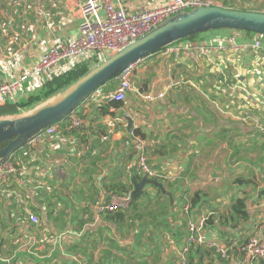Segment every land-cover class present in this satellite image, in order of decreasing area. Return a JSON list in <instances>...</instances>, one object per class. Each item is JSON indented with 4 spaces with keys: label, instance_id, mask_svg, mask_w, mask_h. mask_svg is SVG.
<instances>
[{
    "label": "crops",
    "instance_id": "1",
    "mask_svg": "<svg viewBox=\"0 0 264 264\" xmlns=\"http://www.w3.org/2000/svg\"><path fill=\"white\" fill-rule=\"evenodd\" d=\"M84 1L42 0L37 7L34 0H0V81L27 76L6 101L19 114L81 75L70 78L73 73L97 64L85 54L52 76L30 75L46 48L78 34ZM164 1L115 0L126 12ZM227 3L264 13V0ZM255 38L212 31L189 42L193 60L183 53L149 56L136 64L133 92L118 109L108 108V92L116 85L101 87L76 108L80 129L68 131L64 124L14 153L15 173L0 191V264H177L189 218L205 215L207 241L238 246L252 236L264 240V54L252 48ZM204 71L209 86L222 92L220 101L195 83ZM219 82L227 86L221 89ZM149 91L165 92V98L142 100L139 94ZM122 115L145 140L149 166L167 177L161 184L171 199L147 185L148 197L140 196L128 211L100 214L97 201L131 184L125 168L134 154L125 146L130 130ZM238 199L244 216L231 209ZM37 243L47 251H34ZM188 264L261 263L243 260L236 250L220 259L201 245Z\"/></svg>",
    "mask_w": 264,
    "mask_h": 264
},
{
    "label": "built area",
    "instance_id": "2",
    "mask_svg": "<svg viewBox=\"0 0 264 264\" xmlns=\"http://www.w3.org/2000/svg\"><path fill=\"white\" fill-rule=\"evenodd\" d=\"M34 2L37 7H41L42 0H34ZM211 5H213V2L210 0H165L160 6L152 9L126 12L122 6L116 5L115 0H85L84 3L78 6L81 17L78 34L72 39H68L65 42L59 41L46 48L41 54L39 61L32 68L30 75H41L45 78L52 76L53 72L60 68L63 63L73 64L85 54H92L94 62L99 63L176 13ZM251 46L255 50L262 51L264 54V36L256 35ZM160 52L165 56L183 53L189 59H194L191 45L184 41L169 45ZM135 66L136 64L127 66L114 79L116 80V86L108 92V99L110 101L122 102L127 93L133 92L132 76ZM26 78L27 76H22L11 82L0 81V106L6 104L9 97L15 93ZM139 95L142 100L152 103L162 100L165 92L149 91L140 93ZM76 113L74 109L66 116L62 123L60 121L55 123L46 128L40 135H51L58 127L64 124H67L66 130L68 131L80 129L81 122ZM129 133L130 135L125 142V146L133 150L135 161L127 163V169L130 170L134 166V168L136 167L138 171L147 175L150 179L154 177H166L152 170L149 166L146 157L147 145L145 140L132 130ZM199 155L200 149L196 151L195 157L197 158ZM14 173L15 166L10 157L0 165V191L3 190L6 179ZM210 180L212 179H209L206 183ZM213 180H218V178H213ZM130 203L129 194H113L106 200L97 201L95 207L100 213H112L119 209L127 208ZM189 210L188 207L184 209L187 214ZM207 216L205 215L197 219L189 218L187 234L181 243L177 264H188V256L191 250L201 245L212 250L220 259H228L230 253L236 250V253L243 260L259 261L264 264V240H259L252 236L238 246H234L231 242L226 244L207 241L204 236V231L206 230L204 224ZM31 219L33 222H36L35 218L32 217ZM34 251L45 252L47 251V246L44 243H37Z\"/></svg>",
    "mask_w": 264,
    "mask_h": 264
},
{
    "label": "water",
    "instance_id": "3",
    "mask_svg": "<svg viewBox=\"0 0 264 264\" xmlns=\"http://www.w3.org/2000/svg\"><path fill=\"white\" fill-rule=\"evenodd\" d=\"M218 30L244 31L264 36V13L211 5L178 12L163 20L143 36L95 64L62 91L31 111L0 118V143L10 139L0 149V165L37 138L46 128L64 119L94 91L116 79L127 66L137 64L174 43ZM206 80L213 85L209 77ZM124 119L127 121L126 130L129 131L132 120L128 117ZM130 181L133 186L129 193L131 200L141 196L146 185H153L165 193L163 185L156 180L146 177L137 180L132 176ZM165 194L171 199L170 193Z\"/></svg>",
    "mask_w": 264,
    "mask_h": 264
},
{
    "label": "trees",
    "instance_id": "4",
    "mask_svg": "<svg viewBox=\"0 0 264 264\" xmlns=\"http://www.w3.org/2000/svg\"><path fill=\"white\" fill-rule=\"evenodd\" d=\"M228 2V0L227 1H221L220 0V3H221V6L222 7H224V8H230V9H236V10H239V11H254V12H261L260 10H258V9H250V8H243V6H240V5H237V6H233V5H231V4H229V3H227ZM248 34H254V33H250V32H247ZM198 36V35H197ZM197 36H194V37H191V38H188V39H186L184 42H187V43H189L191 40H194ZM190 44V43H189ZM160 52H158V53H156V54H159ZM153 56H155V54L154 55H152V56H150V57H153ZM196 64V63H195ZM195 64H193L194 66H195ZM83 72V71H82ZM82 72H76V73H73L71 76H70V78L71 77H73V76H79L80 74H82ZM206 75H209L208 74V72H206V71H204L200 76H199V78H200V82H195L196 84H197V86H199V87H203V88H210V89H212L213 90V92H215V96H213L212 98H211V100L212 101H220L219 99H220V96L222 95V92L221 91H216V90H214V87H210L209 86V84H208V82H207V80L205 79V76ZM220 79H222V78H220ZM55 80L56 79H54L53 81H51V82H49V84H48V86L47 85H45L44 87H43V89L45 88V89H48V88H50L51 87V85L52 84H54V82H55ZM74 80V79H73ZM65 81H67V79L66 80H63V81H60V83H63V82H65ZM223 82V81H222ZM222 82H219L217 85L222 89L224 86H227V85H222ZM226 82V81H225ZM230 82L228 81V82H226V84H229ZM114 85H116L115 84V80H112V81H110V82H108L107 84H105L104 86H102V87H104V88H108V90H111L112 88H113V86ZM46 86H47V88H46ZM98 90V89H97ZM95 92V91H94ZM93 92V93H94ZM53 93V91H49V92H47V96L48 95H51ZM54 93H56V92H54ZM90 96V95H89ZM164 98H165V96H164ZM163 98V99H164ZM162 99V100H163ZM162 100H159V101H162ZM156 102V101H155ZM223 102H227V101H223ZM122 105V102H117V101H110L109 102V104H108V108H114V109H118L120 106ZM78 107V106H77ZM76 107V108H77ZM76 108H75V110H76ZM224 110H226V107H224ZM19 114V111L16 109V108H14V107H12L11 105H9V104H4V105H1L0 106V118H3V117H6V116H14V115H18ZM66 118V117H65ZM64 118V119H65ZM64 119H62L61 121H60V123H62L63 121H64ZM63 126V125H62ZM137 135H139V136H141L140 134H138L137 133V131L136 130H133ZM10 142V139L9 140H6V141H3V142H1L0 143V149L1 148H3V147H5L8 143ZM17 153V152H16ZM126 169V175H127V177L130 179L132 176H135V178L137 179V180H140L142 177H146V178H148V179H150L147 175H145V174H143L142 172H140V171H138L137 169H136V167L134 168V170L133 171H130L129 169H127V167L125 168ZM152 169V168H151ZM152 170H155V169H152ZM155 171H157V170H155ZM157 173H159V174H162V175H164L163 173H161V172H159V171H157ZM153 180H156L157 182H159V183H161V182H164V180H166L167 179V177H164V178H158V177H154V178H152ZM132 186V184H129L127 187H128V189L130 188ZM147 186V185H146ZM152 189H155V188H157V187H155V186H153V185H149ZM133 187V186H132ZM128 189H125V188H123L121 191H117V192H114V194H118V195H124V194H129V193H131V192H128ZM156 190V192H157V195L159 196V197H162V194L160 193V191L158 190V188L157 189H155ZM143 192H144V189H143ZM144 194V195H143ZM142 195L145 197V198H147L148 197V193H147V191L145 190V192L143 193ZM141 195V196H142ZM142 196V197H143ZM163 197L165 198V199H167V196H165V195H163ZM139 199H141V197L140 196H138V197H136L134 200H131V203H130V205L127 207V208H125V209H119V210H117V211H114V212H112V213H117V212H122V211H128L129 209H130V207H132V205H136V202L139 200ZM244 208H245V204H244V201L242 200V199H238V200H236L235 202H234V204L232 205V207H231V209H232V211L233 212H235L238 216H244ZM103 213H107V212H102V213H100V214H103ZM209 215L207 216V220L205 221V224H204V226L205 227H207L208 226V221H209ZM226 244H229V243H226ZM192 251V250H191ZM212 251V250H211ZM213 252V251H212ZM214 253V252H213ZM215 255V254H214ZM216 256V255H215ZM261 264H263L262 262H260Z\"/></svg>",
    "mask_w": 264,
    "mask_h": 264
},
{
    "label": "rangeland",
    "instance_id": "5",
    "mask_svg": "<svg viewBox=\"0 0 264 264\" xmlns=\"http://www.w3.org/2000/svg\"><path fill=\"white\" fill-rule=\"evenodd\" d=\"M214 1V5L216 6H221L220 4V1L219 0H213ZM39 106V105H38ZM37 107V106H36ZM15 116V115H14ZM6 117H12V116H6ZM22 150V149H21ZM19 150V151H21ZM197 162V161H196ZM134 170V166L132 168H130V171H133Z\"/></svg>",
    "mask_w": 264,
    "mask_h": 264
},
{
    "label": "flooded vegetation",
    "instance_id": "6",
    "mask_svg": "<svg viewBox=\"0 0 264 264\" xmlns=\"http://www.w3.org/2000/svg\"><path fill=\"white\" fill-rule=\"evenodd\" d=\"M132 150V149H131ZM133 151V150H132ZM133 154H134V152H133ZM135 161V154H134V160L133 161H130V162H134Z\"/></svg>",
    "mask_w": 264,
    "mask_h": 264
},
{
    "label": "clouds",
    "instance_id": "7",
    "mask_svg": "<svg viewBox=\"0 0 264 264\" xmlns=\"http://www.w3.org/2000/svg\"><path fill=\"white\" fill-rule=\"evenodd\" d=\"M131 130H133V129H131Z\"/></svg>",
    "mask_w": 264,
    "mask_h": 264
}]
</instances>
